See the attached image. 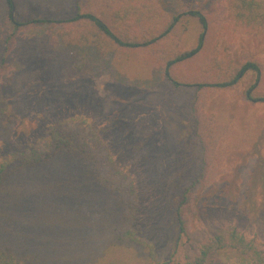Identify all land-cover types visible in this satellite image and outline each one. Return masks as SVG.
<instances>
[{
	"label": "rangeland",
	"instance_id": "obj_1",
	"mask_svg": "<svg viewBox=\"0 0 264 264\" xmlns=\"http://www.w3.org/2000/svg\"><path fill=\"white\" fill-rule=\"evenodd\" d=\"M78 1L68 0V8L54 12L39 0H14L15 17L24 24L16 39L25 43L10 45L12 58L3 71V80L12 79L4 96L17 123L13 130H0V161L62 121L84 117L118 168L132 178L137 196L133 229L158 259L169 260L176 249V208L187 186L185 220L193 241L177 251L181 260L192 255L201 229L211 226H235L264 244V103L248 98L257 75L248 73L233 89L200 94L212 96L205 111L222 128L215 159L208 160L218 174L206 180L207 162L193 150L201 140L198 123L189 112L198 88L171 84L150 63L148 52L100 51L77 43L71 23L61 21L75 16ZM154 1L159 22L201 10L214 23L218 54H230L237 63H264V35L240 29L228 33L223 0ZM37 19L48 23H33ZM202 32L196 20L184 17L169 44L191 50ZM12 190L15 206L6 224L17 228L19 249L42 264H151L145 247L115 244L116 196L75 159L60 157L27 170ZM216 264L250 263L228 250Z\"/></svg>",
	"mask_w": 264,
	"mask_h": 264
},
{
	"label": "trees",
	"instance_id": "obj_2",
	"mask_svg": "<svg viewBox=\"0 0 264 264\" xmlns=\"http://www.w3.org/2000/svg\"><path fill=\"white\" fill-rule=\"evenodd\" d=\"M226 19L231 30H244L264 35V3L257 0H223ZM41 6L54 12L69 6L68 0H39ZM14 0H0V130H13L16 116L10 112L4 93L11 80H3V71L12 58L10 45L20 47L25 39H16L17 31L24 25L15 17ZM184 17L193 18L203 28L198 44L187 51L175 50L170 45ZM160 12L154 0H79L75 16L62 20L70 22L75 29V41L82 46L100 51L118 48L123 51L148 52L150 63L161 69L167 80L177 88L195 86L194 99L189 112L197 119V133L201 140L194 143V153L200 155L205 165V179L212 180L218 174L214 164L208 160L215 155L217 141L222 130L215 116L205 111L208 100L203 92H217L235 88L250 72L257 75L248 91L251 101L264 103V95L253 96L264 87V63L248 60L237 63L230 54H218L217 31L211 25L212 18L201 10H187L178 15H167L159 22ZM33 23H48L37 19ZM183 34L177 37L181 40ZM192 88V87H191ZM199 95V96H197ZM206 102V103H204ZM205 111V112H204ZM200 113V115H199ZM203 113V114H201ZM65 157L75 159L101 188L116 196L120 220L114 231L113 241L117 245L138 244L149 250L151 264H216L220 255L228 250L235 251L250 264H264V244L232 225L211 226L201 229L202 238L196 240L192 255L185 254L181 260L177 251L186 250L193 241L186 224L185 208L190 199L191 186H187L176 208L179 236L176 249L170 259H158L150 244L136 237L133 225L136 219L137 196L132 178L118 168L114 156L105 142L84 117L64 120L47 130L35 143L26 149L11 152L0 161V264H42L36 256H27L19 249L17 228L7 225L15 199L12 184L27 170L35 169ZM214 158V157H213ZM215 159V158H214ZM25 242V240H23ZM180 254V251H179ZM42 260V259H40Z\"/></svg>",
	"mask_w": 264,
	"mask_h": 264
}]
</instances>
